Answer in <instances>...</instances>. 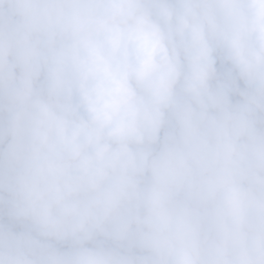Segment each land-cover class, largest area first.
Here are the masks:
<instances>
[{"label": "clouds", "instance_id": "clouds-1", "mask_svg": "<svg viewBox=\"0 0 264 264\" xmlns=\"http://www.w3.org/2000/svg\"><path fill=\"white\" fill-rule=\"evenodd\" d=\"M0 264H264V0H0Z\"/></svg>", "mask_w": 264, "mask_h": 264}]
</instances>
